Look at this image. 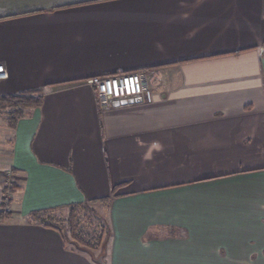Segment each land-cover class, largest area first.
<instances>
[{"label": "crops", "instance_id": "crops-1", "mask_svg": "<svg viewBox=\"0 0 264 264\" xmlns=\"http://www.w3.org/2000/svg\"><path fill=\"white\" fill-rule=\"evenodd\" d=\"M0 64V264H99L31 216L102 201L105 264H264V0H0Z\"/></svg>", "mask_w": 264, "mask_h": 264}, {"label": "trees", "instance_id": "trees-1", "mask_svg": "<svg viewBox=\"0 0 264 264\" xmlns=\"http://www.w3.org/2000/svg\"><path fill=\"white\" fill-rule=\"evenodd\" d=\"M40 105V98L0 96V114L8 115L12 121L21 118L30 108H37ZM95 204L107 207L108 202L102 201L92 205L86 203L72 206L67 216L37 212L31 216V219L44 227L58 231L69 248L74 247L76 250L86 252L93 260H96L102 256L104 244L110 235V230L106 217L96 212ZM86 212H89L92 216H96L98 221L93 222L90 218L89 223L86 224ZM2 217L0 218L1 221ZM96 251H100L99 255H97Z\"/></svg>", "mask_w": 264, "mask_h": 264}, {"label": "built area", "instance_id": "built-area-1", "mask_svg": "<svg viewBox=\"0 0 264 264\" xmlns=\"http://www.w3.org/2000/svg\"><path fill=\"white\" fill-rule=\"evenodd\" d=\"M9 73L0 64V82L7 80ZM99 108L106 109L115 102L141 100L151 102L153 93L147 71H137L110 76H96L91 79Z\"/></svg>", "mask_w": 264, "mask_h": 264}, {"label": "rangeland", "instance_id": "rangeland-1", "mask_svg": "<svg viewBox=\"0 0 264 264\" xmlns=\"http://www.w3.org/2000/svg\"><path fill=\"white\" fill-rule=\"evenodd\" d=\"M95 209H97L96 212L99 213L100 215L103 216L105 214V209L103 207L96 206ZM86 214H87V218H86L87 220H85L86 224L89 223L90 218L93 220V222L98 221V218L96 216H94V215L92 216L89 212H86ZM88 215H90V216H88ZM99 252L100 251L97 252V255H99Z\"/></svg>", "mask_w": 264, "mask_h": 264}, {"label": "water", "instance_id": "water-1", "mask_svg": "<svg viewBox=\"0 0 264 264\" xmlns=\"http://www.w3.org/2000/svg\"><path fill=\"white\" fill-rule=\"evenodd\" d=\"M96 262L99 264H105V262L103 261V255L96 259Z\"/></svg>", "mask_w": 264, "mask_h": 264}]
</instances>
